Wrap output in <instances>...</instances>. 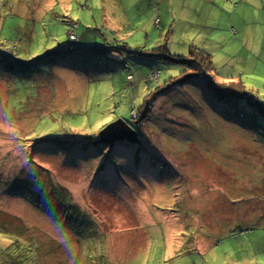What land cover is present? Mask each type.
I'll use <instances>...</instances> for the list:
<instances>
[{
    "label": "rangeland",
    "instance_id": "1",
    "mask_svg": "<svg viewBox=\"0 0 264 264\" xmlns=\"http://www.w3.org/2000/svg\"><path fill=\"white\" fill-rule=\"evenodd\" d=\"M227 6L0 0L3 37L37 21L36 55L55 50L0 70V264H264V51L243 41L264 46V0L207 23ZM122 119L138 143L98 142Z\"/></svg>",
    "mask_w": 264,
    "mask_h": 264
},
{
    "label": "trees",
    "instance_id": "2",
    "mask_svg": "<svg viewBox=\"0 0 264 264\" xmlns=\"http://www.w3.org/2000/svg\"><path fill=\"white\" fill-rule=\"evenodd\" d=\"M39 25H40V22L31 21L30 24H28L24 27L23 33H19L17 35L11 36L9 38V40H6V42H2L0 44V70L7 73V75L8 74H15L16 76H19L20 71L25 72L26 69H30V68L31 69L35 68V70H40L41 68L45 67L46 63H45L43 57L44 56L47 57L48 55H50V57H53L52 56L53 53L52 52L46 53V51H45L44 52L45 54L36 55V54H39L40 49L44 48L43 43L45 41V38L41 36L40 37L41 41L37 45L34 46L35 42L32 39V32L35 31V33L38 35L39 31H36L35 27H39ZM9 30H10V28H9ZM20 38H21V40H20ZM93 41H94V39H93ZM95 42H97V41H95ZM87 43L91 44L92 41L87 42ZM87 43H85V44H87ZM19 44H22V45L20 46ZM90 44L82 45V46L85 48V50H87V52L95 54L96 52L90 51L93 49ZM93 50H95V49H93ZM119 51H121V50H119ZM19 52H21L20 57H19ZM56 53H57V51H56ZM185 61L189 62V60H185ZM33 62H34V64H36V66L35 65L33 66ZM205 63H207V65L211 66V68H212L213 62H212V60H210V56L208 54L203 55L202 63L194 62L193 67L196 70H200V68L205 69V68H207V66L204 65ZM13 64H15V65L12 66ZM259 100L261 101V102H258L260 104H256L255 102H253V103L258 106V108L260 109V112L264 113V101L261 99H259ZM252 130L254 131V129H252Z\"/></svg>",
    "mask_w": 264,
    "mask_h": 264
},
{
    "label": "crops",
    "instance_id": "3",
    "mask_svg": "<svg viewBox=\"0 0 264 264\" xmlns=\"http://www.w3.org/2000/svg\"><path fill=\"white\" fill-rule=\"evenodd\" d=\"M151 1H153V0H151ZM242 0H233V2H234V5L235 6H232V7H230V6H227V8L228 9H230V8H232L233 9V14H232V17L231 18H228V16H227V14H226V17L225 16H222L223 14H225L224 12L222 13V15H217L216 14V12H214L213 11V13H211V11H209L207 14H206V16H205V18H206V21H207V23H216L217 24V26L218 27H220V26H226L229 22L231 23V21L233 20V19H235V21H236V23L240 26V24H242V23H245V22H239L238 20H237V18L236 17H234V11H236L237 9H238V4L241 2ZM250 17H251V15L249 16V18H248V21L250 22V23H253L255 20H252V19H250ZM3 25H4V23H2L1 24V27H0V40H9V38L11 37V36H14V34H13V32L11 31V30H8V33L10 34V37H3V33H4V30L2 29V27H3ZM109 30H111V28L110 27H108V30L107 31H109ZM17 35V34H16ZM20 40H21V38H20ZM243 41H244V43H245V45H244V47L246 46V47H250V48H252V49H256V50H263L264 51V46H262L261 44H257L256 42H255V40L254 39H251V38H248L247 36H246V29L244 28V31H243ZM243 42H242V44H244ZM109 41H107V47H110L109 45ZM85 45V44H84ZM115 50L114 51H116L115 53H118L119 54V52H118V48H114ZM264 53V52H263ZM110 54V53H109ZM112 54V53H111ZM209 56H211L210 54H208ZM121 58V57H120ZM246 61H247V63H253L254 65H252V66H257V65H260V63L258 62V61H256V62H252L251 60H250V58L249 57H243ZM111 59H113V58H111ZM114 60H116V59H114ZM64 68L65 67H61V72L64 74V75H66V76H68V77H70L72 80H75V77H76V75H79V78L82 76L81 75V73L80 72H78V71H76V70H73L74 72H72L71 71V69H69V70H64ZM253 73H260V72H255V71H253ZM215 74H218V72L216 73L215 72ZM219 75H222L223 77H225L224 79L225 80H230V78H228L227 76H225L224 74H219ZM231 82H234L233 80H231ZM57 246H56V243H53L52 242V244H51V249H53V248H56Z\"/></svg>",
    "mask_w": 264,
    "mask_h": 264
},
{
    "label": "water",
    "instance_id": "4",
    "mask_svg": "<svg viewBox=\"0 0 264 264\" xmlns=\"http://www.w3.org/2000/svg\"><path fill=\"white\" fill-rule=\"evenodd\" d=\"M70 45V44H69ZM64 45L62 46V49H69L70 47H72V45ZM99 45V44H98ZM100 46V45H99ZM106 46V45H105ZM81 48H84L82 45H80ZM91 47H93V45H91ZM79 49H76L75 51H78ZM53 52H55V50H53ZM110 58H115L116 60L120 61L121 58H118V57H113V56H109ZM123 126V128L125 130H127L130 134L129 135H132V137H125L123 135H120V133L116 130L118 129L120 126ZM99 136H100V140L98 142H110V143H114L115 141H119V140H123V139H128L130 141H133L135 143H138L139 142V138H138V135L137 133L133 130V128L126 123V121H124L123 119L122 120H119V121H116V122H113L111 124H109L108 126H106L105 128H103L100 133H99ZM107 140V141H106Z\"/></svg>",
    "mask_w": 264,
    "mask_h": 264
},
{
    "label": "clouds",
    "instance_id": "5",
    "mask_svg": "<svg viewBox=\"0 0 264 264\" xmlns=\"http://www.w3.org/2000/svg\"><path fill=\"white\" fill-rule=\"evenodd\" d=\"M105 47H107V45L104 46V47H103V46H99L97 49L100 50V51H102V50H103V51H109V50H105V49H106ZM92 48H94V47H92ZM107 49H108V48H107ZM78 51H79V50H78ZM77 53H78V52H77ZM121 60H122V58H121Z\"/></svg>",
    "mask_w": 264,
    "mask_h": 264
},
{
    "label": "built area",
    "instance_id": "6",
    "mask_svg": "<svg viewBox=\"0 0 264 264\" xmlns=\"http://www.w3.org/2000/svg\"><path fill=\"white\" fill-rule=\"evenodd\" d=\"M70 39H71V40H78V37H77V35H75L74 33H72V34L70 35Z\"/></svg>",
    "mask_w": 264,
    "mask_h": 264
},
{
    "label": "bare ground",
    "instance_id": "7",
    "mask_svg": "<svg viewBox=\"0 0 264 264\" xmlns=\"http://www.w3.org/2000/svg\"><path fill=\"white\" fill-rule=\"evenodd\" d=\"M43 54H45V53H43ZM55 54V52H53V55ZM75 54H77V53H75ZM16 193H19V192H16Z\"/></svg>",
    "mask_w": 264,
    "mask_h": 264
}]
</instances>
